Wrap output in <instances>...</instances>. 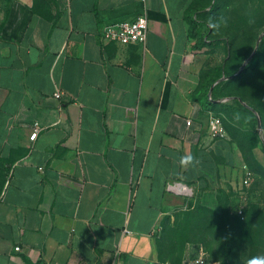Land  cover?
Masks as SVG:
<instances>
[{
  "label": "crops",
  "instance_id": "crops-1",
  "mask_svg": "<svg viewBox=\"0 0 264 264\" xmlns=\"http://www.w3.org/2000/svg\"><path fill=\"white\" fill-rule=\"evenodd\" d=\"M199 2L0 0V264H161L171 195L235 158L195 100L224 58L195 48ZM142 13L143 44L100 40Z\"/></svg>",
  "mask_w": 264,
  "mask_h": 264
},
{
  "label": "rangeland",
  "instance_id": "rangeland-1",
  "mask_svg": "<svg viewBox=\"0 0 264 264\" xmlns=\"http://www.w3.org/2000/svg\"><path fill=\"white\" fill-rule=\"evenodd\" d=\"M201 19L233 73L218 81L213 115L235 158L220 165L215 185L171 195L158 227L157 254L161 264H184L201 250L210 264H247L264 256V0H214ZM235 100L257 111L259 128L223 106Z\"/></svg>",
  "mask_w": 264,
  "mask_h": 264
},
{
  "label": "trees",
  "instance_id": "trees-1",
  "mask_svg": "<svg viewBox=\"0 0 264 264\" xmlns=\"http://www.w3.org/2000/svg\"><path fill=\"white\" fill-rule=\"evenodd\" d=\"M200 2L198 5L190 7V9L187 11L188 12L187 15L190 16L192 15L193 18H191L190 16H186V19L190 24V34L197 39L195 48H200L202 45H204L206 38H208L209 42L211 43V39L209 38L211 33L209 27L206 24H204V21L202 23L201 21L199 22L195 20L194 16L197 15V17H201L202 14L206 12L207 8L209 10H212L214 8V0H200ZM202 27H205L204 32L201 31L200 29ZM232 75L233 73H230L226 59H223L222 63L219 66L214 67L208 70L206 73H204L202 89L200 90V93L195 96V100L202 105V108L204 110L213 112L214 107L217 105L216 96H217L218 86L221 83V82L218 83V81L222 77H230ZM223 106L227 110H230L231 112L244 116L251 125L253 126L256 125L257 111L253 110L250 106L244 104L241 100H235L234 105L231 106L223 105ZM221 264L224 263L221 262Z\"/></svg>",
  "mask_w": 264,
  "mask_h": 264
},
{
  "label": "built area",
  "instance_id": "built-area-1",
  "mask_svg": "<svg viewBox=\"0 0 264 264\" xmlns=\"http://www.w3.org/2000/svg\"><path fill=\"white\" fill-rule=\"evenodd\" d=\"M148 31V19L145 14H139L134 19L129 21H118L112 23H106L103 25L100 31V40L107 43H115L120 45H134L143 44L146 40ZM54 97L59 98L60 93L55 92ZM190 124V121H187ZM208 132L212 138L223 137L224 129L221 120L211 115L208 119ZM37 135V129L35 128L32 139ZM249 176V173L247 174ZM247 178L242 182L247 183ZM241 215V211H238ZM19 248L16 247L15 251ZM111 264H118L117 255L112 259ZM184 264H210L208 262V256L205 251H200L195 257L188 259Z\"/></svg>",
  "mask_w": 264,
  "mask_h": 264
},
{
  "label": "clouds",
  "instance_id": "clouds-1",
  "mask_svg": "<svg viewBox=\"0 0 264 264\" xmlns=\"http://www.w3.org/2000/svg\"><path fill=\"white\" fill-rule=\"evenodd\" d=\"M185 160H191V157H185ZM247 264H264V256H254L247 260Z\"/></svg>",
  "mask_w": 264,
  "mask_h": 264
},
{
  "label": "bare ground",
  "instance_id": "bare-ground-1",
  "mask_svg": "<svg viewBox=\"0 0 264 264\" xmlns=\"http://www.w3.org/2000/svg\"><path fill=\"white\" fill-rule=\"evenodd\" d=\"M180 193L185 194V195H190L191 194V189L185 185H180L177 189Z\"/></svg>",
  "mask_w": 264,
  "mask_h": 264
},
{
  "label": "water",
  "instance_id": "water-1",
  "mask_svg": "<svg viewBox=\"0 0 264 264\" xmlns=\"http://www.w3.org/2000/svg\"><path fill=\"white\" fill-rule=\"evenodd\" d=\"M257 123H258V128L260 127V120L257 119Z\"/></svg>",
  "mask_w": 264,
  "mask_h": 264
}]
</instances>
